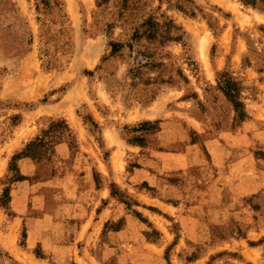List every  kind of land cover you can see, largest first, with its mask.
<instances>
[{"label": "rangeland", "instance_id": "rangeland-1", "mask_svg": "<svg viewBox=\"0 0 264 264\" xmlns=\"http://www.w3.org/2000/svg\"><path fill=\"white\" fill-rule=\"evenodd\" d=\"M249 263L264 264V7L0 0V264Z\"/></svg>", "mask_w": 264, "mask_h": 264}, {"label": "trees", "instance_id": "trees-1", "mask_svg": "<svg viewBox=\"0 0 264 264\" xmlns=\"http://www.w3.org/2000/svg\"><path fill=\"white\" fill-rule=\"evenodd\" d=\"M241 1L244 2L245 4L252 5L254 7H264V0H241ZM147 22H149V20ZM121 45H123L122 42L121 43L120 42H112V49L114 51H117ZM219 85H220L221 89L224 91V93L228 96V98L232 101V103L234 105V109H235L238 117L241 119L246 117L247 113L245 110V104H244V101L240 97L241 90H240V87L238 85V82L229 76H225V73H222L220 76ZM157 123H158V120H154V121L143 120V121L139 122L137 125L133 126L132 129L133 130H149L152 127H157L156 126ZM127 140L129 142H132V143H137V144L143 145L145 137H144V135H134L133 137H128ZM41 142H44V139L37 137L36 139H33L30 142H28L24 149L15 153L12 156V161H11L10 167L18 172L15 176L16 180H20V179L24 178V175L21 174L19 171L16 160L20 159L21 157H24V156H35L36 147ZM145 184H147V183H145ZM111 185H112V194H114V195L117 194V191H116L117 187H116L115 182H112ZM10 191H11L10 186H6L3 190L2 198L4 201V205H6V207H8V204L10 203V199H11ZM134 212L136 215L143 218L140 211L134 210ZM106 227H107V223H106ZM115 228L118 229L119 227L117 226ZM23 236H24V238L27 237L26 227H24ZM37 254L41 255V253H39V251H37ZM249 264H252V263H249Z\"/></svg>", "mask_w": 264, "mask_h": 264}, {"label": "crops", "instance_id": "crops-1", "mask_svg": "<svg viewBox=\"0 0 264 264\" xmlns=\"http://www.w3.org/2000/svg\"><path fill=\"white\" fill-rule=\"evenodd\" d=\"M86 174L89 175V174H90L89 171H87ZM162 201H164V202H166V203H170V202H168V201H166V200H162ZM166 205H169V204H166Z\"/></svg>", "mask_w": 264, "mask_h": 264}, {"label": "bare ground", "instance_id": "bare-ground-1", "mask_svg": "<svg viewBox=\"0 0 264 264\" xmlns=\"http://www.w3.org/2000/svg\"><path fill=\"white\" fill-rule=\"evenodd\" d=\"M202 46H203V48H204V41H203V45H202Z\"/></svg>", "mask_w": 264, "mask_h": 264}]
</instances>
